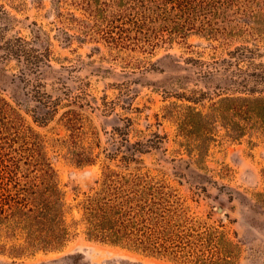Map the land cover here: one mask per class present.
<instances>
[{
	"label": "rangeland",
	"instance_id": "rangeland-1",
	"mask_svg": "<svg viewBox=\"0 0 264 264\" xmlns=\"http://www.w3.org/2000/svg\"><path fill=\"white\" fill-rule=\"evenodd\" d=\"M137 5V0H0V94L46 140L73 207L70 221L79 216L75 205L97 186L104 165L122 166L120 156L109 160L107 154L121 140L114 129L131 118L132 143L148 144V149L130 168L143 166L167 178L191 231L207 244L218 242V252L231 242L230 264H264V134L231 140L221 129L209 151L199 156L187 148L177 119L169 115L176 105L208 112L221 93L237 94L238 67L250 66L237 63L232 53L236 47L256 49L254 66L264 68V40L254 44L201 30L172 35L161 27L151 29L154 25L141 19ZM33 30L42 33L41 43L33 41ZM18 47L34 56L48 47L52 67L41 75L28 71L21 81V72L34 70L37 60L20 62L10 52ZM33 94L60 103L44 124L34 120L39 104ZM84 103L91 106L80 107ZM70 107L85 115L98 142L94 164H76L56 144V138L69 134L60 119ZM20 243L23 238L0 228V264H196L192 258L174 260L90 240L82 226L58 251L17 256L23 253L14 249Z\"/></svg>",
	"mask_w": 264,
	"mask_h": 264
},
{
	"label": "trees",
	"instance_id": "trees-1",
	"mask_svg": "<svg viewBox=\"0 0 264 264\" xmlns=\"http://www.w3.org/2000/svg\"><path fill=\"white\" fill-rule=\"evenodd\" d=\"M137 1L136 12L154 25L151 29L161 27L181 36L201 30L254 44L264 40V0ZM32 36L34 42L44 40L39 30H33ZM255 51L236 47L232 54L237 63L253 67ZM10 52L20 62L27 63L33 57L37 60L34 70L21 72V81L27 80L28 71L41 75L44 68L52 67L48 63V47L37 56L24 47L10 48ZM238 68L241 74L234 80L240 87L238 93H221L208 112L192 105H176L175 110H169V115L177 119L183 142L199 156L209 151L221 129L231 140H240L253 132L264 134V68ZM33 96L39 104L34 120L44 124L57 112L60 103ZM60 120L69 132L66 137L55 139L60 151L78 165L97 162L98 142L91 135L94 133H89L85 115L70 107ZM132 123L127 118L125 127L114 129L121 140L115 152L107 154L109 160L120 156L122 166L104 165L97 186L84 193L75 205L79 216L70 221L68 214L73 207L66 201V191L48 156L46 140L25 125L22 115L0 94V228L14 238H23V243L14 246L23 251L17 256L61 250L82 226L90 240L147 255L174 260L192 258L196 264L232 262L228 249L231 242H226L224 252H218V242L209 240L207 244V239L202 240L199 233L191 231L195 229L188 226L180 198L167 178L154 176L143 166L130 168L137 156L148 149V144L132 143Z\"/></svg>",
	"mask_w": 264,
	"mask_h": 264
}]
</instances>
